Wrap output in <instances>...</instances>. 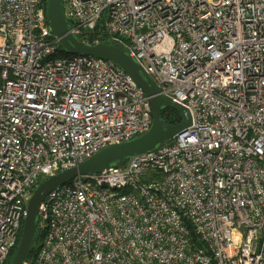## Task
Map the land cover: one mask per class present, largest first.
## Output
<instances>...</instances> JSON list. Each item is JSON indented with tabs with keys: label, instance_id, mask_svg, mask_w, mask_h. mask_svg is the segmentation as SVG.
I'll list each match as a JSON object with an SVG mask.
<instances>
[{
	"label": "built area",
	"instance_id": "obj_1",
	"mask_svg": "<svg viewBox=\"0 0 264 264\" xmlns=\"http://www.w3.org/2000/svg\"><path fill=\"white\" fill-rule=\"evenodd\" d=\"M64 3L68 33L122 45L192 120L48 192L40 245L23 264H264V0ZM46 7L0 0V264L43 177L153 121L124 68L62 54Z\"/></svg>",
	"mask_w": 264,
	"mask_h": 264
},
{
	"label": "water",
	"instance_id": "obj_2",
	"mask_svg": "<svg viewBox=\"0 0 264 264\" xmlns=\"http://www.w3.org/2000/svg\"><path fill=\"white\" fill-rule=\"evenodd\" d=\"M47 19L54 34L60 37L61 46L72 54L94 55L113 60L124 68L150 96L153 121L150 129L130 140L107 145L76 166L43 177L36 185L28 201V213L24 219L21 235L10 256L8 264H23L32 253L35 244L40 245L41 229L38 225L39 207L48 192L70 181L79 174L101 172L113 165L128 160L137 153L157 148L182 133L191 124L190 110L172 97L160 93V87L150 74L118 43L102 41L88 45L72 33H68L70 21L67 17L64 0H47ZM163 108L178 111L182 120L178 124L166 123L161 117ZM105 184V183H104Z\"/></svg>",
	"mask_w": 264,
	"mask_h": 264
},
{
	"label": "trees",
	"instance_id": "obj_3",
	"mask_svg": "<svg viewBox=\"0 0 264 264\" xmlns=\"http://www.w3.org/2000/svg\"><path fill=\"white\" fill-rule=\"evenodd\" d=\"M103 40L110 41L108 38H104ZM61 52L64 55H73L72 53L67 52L63 48H62ZM161 117L166 123H171V124H178L182 120V117H181V115H180V113L178 111H176L174 109H169L168 110V108H163L162 109ZM126 162H127V160L121 162L120 164H125ZM36 250H37V247H34L32 254H34L36 252ZM13 251H14V249L12 250L10 256L12 255ZM9 259H10V257H9ZM9 259H8V262H9Z\"/></svg>",
	"mask_w": 264,
	"mask_h": 264
},
{
	"label": "rangeland",
	"instance_id": "obj_4",
	"mask_svg": "<svg viewBox=\"0 0 264 264\" xmlns=\"http://www.w3.org/2000/svg\"><path fill=\"white\" fill-rule=\"evenodd\" d=\"M169 109H173V108H168V110H169ZM174 110H175V109H174Z\"/></svg>",
	"mask_w": 264,
	"mask_h": 264
},
{
	"label": "bare ground",
	"instance_id": "obj_5",
	"mask_svg": "<svg viewBox=\"0 0 264 264\" xmlns=\"http://www.w3.org/2000/svg\"><path fill=\"white\" fill-rule=\"evenodd\" d=\"M66 6V5H65ZM67 13V12H66ZM68 17V16H67Z\"/></svg>",
	"mask_w": 264,
	"mask_h": 264
}]
</instances>
